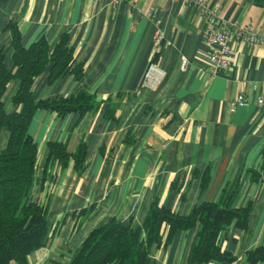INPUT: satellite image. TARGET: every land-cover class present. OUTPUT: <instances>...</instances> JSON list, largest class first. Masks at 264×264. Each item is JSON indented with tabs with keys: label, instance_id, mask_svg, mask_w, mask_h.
Wrapping results in <instances>:
<instances>
[{
	"label": "crops",
	"instance_id": "crops-1",
	"mask_svg": "<svg viewBox=\"0 0 264 264\" xmlns=\"http://www.w3.org/2000/svg\"><path fill=\"white\" fill-rule=\"evenodd\" d=\"M206 1L226 19L264 34V0ZM157 21L164 40L159 52L153 44ZM9 23H16L24 46L44 38L52 47L66 33L75 65L82 67L79 77L67 73L49 83L46 66L33 81L34 99L84 91L96 103L81 117L43 108L33 113L28 133L38 153L32 196L47 208L51 236L28 255V264H68L88 233L109 218L139 226L153 200L187 215L201 202L219 201L236 181L233 205H250L248 227L233 221L219 244L235 257L223 264H250L246 252L264 245V104L256 102L264 95V46L237 43L229 70L211 74L204 22L196 6L181 0H0L7 68ZM150 61L165 74L146 89L141 80ZM17 85L11 80L3 94L7 111ZM238 93L247 102L233 108ZM7 138L1 129L0 150ZM81 141L86 155L80 173L72 159L65 166L48 162L50 142L73 153ZM84 208L89 213L80 217ZM166 231L151 248V264H188L196 228L176 231L168 242Z\"/></svg>",
	"mask_w": 264,
	"mask_h": 264
},
{
	"label": "trees",
	"instance_id": "trees-1",
	"mask_svg": "<svg viewBox=\"0 0 264 264\" xmlns=\"http://www.w3.org/2000/svg\"><path fill=\"white\" fill-rule=\"evenodd\" d=\"M7 27L11 31L10 68L5 66L4 47L0 43V130L4 128L8 132L6 145L0 150V264H28V255L44 246L51 236L47 208L32 196L38 153L28 133L33 113L43 108L61 117L69 113L81 117L95 108L96 103L84 91L69 97L34 99L33 81L46 66L49 65V83L67 73L79 77L82 67L75 65L66 33L52 47L44 38L24 46L16 23H9ZM13 79L18 85L11 96L13 108L7 111L2 97ZM48 148V162L57 160L65 166L72 159L78 173L83 169L86 155L83 141L73 153H68L59 142H50ZM207 178L202 177L201 186L206 184ZM238 191L236 181L223 191L219 201L201 202L187 215L171 212L153 200L139 226L124 225L109 218L88 233L68 264H151V248L160 245L166 228L165 242L170 241L176 231L196 228L188 264L230 263L235 257L221 248L219 234L233 221L239 228L246 229L251 208L250 205H233ZM89 210L81 209L80 217H86ZM246 259L250 264L264 261V245L248 250Z\"/></svg>",
	"mask_w": 264,
	"mask_h": 264
},
{
	"label": "built area",
	"instance_id": "built-area-1",
	"mask_svg": "<svg viewBox=\"0 0 264 264\" xmlns=\"http://www.w3.org/2000/svg\"><path fill=\"white\" fill-rule=\"evenodd\" d=\"M98 1V0H95ZM112 5L124 0H109ZM185 5L197 7L201 19L204 22L202 37L209 44L210 50L206 55V71L211 74L225 73L232 65L235 55V45L239 42L251 45L264 46V34L258 33L250 24L229 20L221 16L218 5L210 6L206 0H181ZM153 34V44L157 52L163 45V32L156 22ZM186 68V60L182 61V69ZM164 70L154 61L147 65L141 80V87L152 89L163 79ZM247 102L242 93H238L231 101L233 108L243 106ZM256 102L264 104V95H258Z\"/></svg>",
	"mask_w": 264,
	"mask_h": 264
}]
</instances>
